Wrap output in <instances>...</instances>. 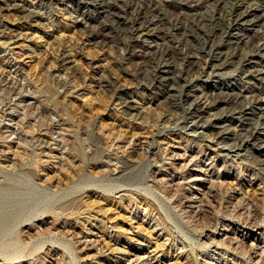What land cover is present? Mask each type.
<instances>
[{
  "label": "rangeland",
  "instance_id": "374dc122",
  "mask_svg": "<svg viewBox=\"0 0 264 264\" xmlns=\"http://www.w3.org/2000/svg\"><path fill=\"white\" fill-rule=\"evenodd\" d=\"M262 37L264 0H0V264H264Z\"/></svg>",
  "mask_w": 264,
  "mask_h": 264
},
{
  "label": "bare ground",
  "instance_id": "6f19581e",
  "mask_svg": "<svg viewBox=\"0 0 264 264\" xmlns=\"http://www.w3.org/2000/svg\"><path fill=\"white\" fill-rule=\"evenodd\" d=\"M246 13V12H245ZM250 14V13H249ZM252 14H253V12H252ZM250 16V15H249ZM248 17V14H243V16H242V18L240 19L241 20V22L244 24V22L245 21H247V18ZM254 17V16H253ZM246 19V20H245ZM238 22V21H237ZM137 33V32H136ZM140 35V34H139ZM138 35V36H139ZM146 35V34H145ZM256 50L257 51H261V58H264V37H262L260 40H259V42H258V44L256 45ZM256 51V52H257ZM255 57V56H254ZM259 58V57H258ZM250 59V58H249ZM254 59V58H253ZM255 60V59H254ZM205 68H206V66H205ZM203 70V69H202ZM210 72L212 73V74H214V75H216V72L215 71H211L210 70ZM202 74V73H201ZM218 74V73H217ZM257 105H259V108L261 109V110H264V98H259V100H258V102H257ZM261 113V112H260ZM237 114H243V111H240V112H238ZM212 121H211V126L209 127V131H210V134L212 135V136H218L219 137V135H220V132H221V130H222V128H223V125H224V123H225V120H223L222 118H213V119H211ZM192 122V124H190V130L192 131V132H196L198 129H202V128H204V121L201 119V117L200 116H196V117H194V119H193V121H191ZM261 122V121H260ZM188 126V125H187ZM256 130V129H255ZM261 130V129H260ZM263 135H264V133H260V131H258V129L256 130V132H254V134H252V136H254V137H251L252 139L253 138H256V139H260L261 137H263ZM221 138V137H220ZM248 138V137H247ZM246 138V139H247ZM248 140V139H247ZM243 141H245V140H243ZM223 142V141H222ZM226 142V141H225ZM17 143V142H16ZM245 143V142H244ZM247 143V142H246ZM241 144V145H247V144ZM232 145H234V144H232ZM232 145H229L231 148H232ZM239 151V150H238ZM180 156V155H179ZM182 157V156H181ZM204 173V172H203ZM200 176V175H199ZM208 176V175H207ZM200 180H203L201 177H196V178H194V179H192V181H194V183H195V181H200ZM207 180V179H206ZM200 184V183H199ZM198 191V190H197ZM201 191V190H200ZM199 192V191H198ZM134 255V254H133ZM132 257H134V256H132ZM144 257V256H143ZM143 259L144 258H142V257H135L133 260H130V262H128V264H144V263H142L143 262ZM146 260V259H145ZM126 263V262H125Z\"/></svg>",
  "mask_w": 264,
  "mask_h": 264
}]
</instances>
